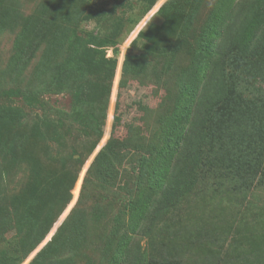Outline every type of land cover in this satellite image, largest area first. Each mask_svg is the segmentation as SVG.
<instances>
[{"label": "rangeland", "instance_id": "obj_1", "mask_svg": "<svg viewBox=\"0 0 264 264\" xmlns=\"http://www.w3.org/2000/svg\"><path fill=\"white\" fill-rule=\"evenodd\" d=\"M253 2L264 7V0H0V264H264V175L228 164L215 145L202 168L192 165L196 135L180 141L173 121L196 111L204 92H217L212 101L227 90L235 99L264 98V84L231 70L222 92L223 81L211 76L228 69L223 52L203 44L226 17L239 16L240 29ZM259 34L264 40V29ZM222 38L210 42L223 50ZM101 41L116 61L110 99L87 100L80 111L74 93L104 78L84 64ZM82 65L94 74L84 79ZM251 114L264 121V107ZM71 116L62 129L53 124ZM92 116L102 132L95 148L97 132L86 129L87 138L79 130ZM246 151L254 163L263 158L260 144ZM74 166L70 202L30 252V231L45 204L69 189ZM170 180L174 190L163 199ZM148 195L134 218L127 202ZM75 228L78 244L67 242Z\"/></svg>", "mask_w": 264, "mask_h": 264}, {"label": "trees", "instance_id": "obj_2", "mask_svg": "<svg viewBox=\"0 0 264 264\" xmlns=\"http://www.w3.org/2000/svg\"><path fill=\"white\" fill-rule=\"evenodd\" d=\"M261 3L262 2L256 4V2H253L251 3L252 5L247 7L246 12L244 10L242 11V26L240 29H238L236 26V22L239 17L236 16L235 19L233 17H226L227 21L224 24L220 25L223 26V28H216L217 25H215V23L213 26L216 27H212L211 29L209 28L206 32V35L204 37L205 39L203 41L205 49H207V52L211 54L223 52L221 53V55H223L221 57L225 65L228 67V69L224 71L222 75L215 72L211 76L215 77L214 79H212L217 81L215 84H219L220 81H223L224 86L222 92L227 89V86H230V83H232V81L229 79L230 75L228 74V70H231L235 74L241 73L250 76L256 82H261L262 84H264V40L260 41L261 37L259 34L261 32V29H264V7ZM249 8H251L250 11ZM245 23L248 24L245 26ZM234 29L237 31L236 33H234ZM215 34L218 36L221 35L223 37L222 40H228L223 44V46L226 47L225 49L223 48L222 50L219 44L212 41L210 42L211 38L215 36ZM231 34H233V36H231ZM254 39L256 41H259L257 42L258 44H255L256 41ZM103 43L104 42L101 41L99 46L95 43H91L94 48L91 49V57L89 58V60L86 59V63L84 64H87L89 68L97 66L98 72L101 73L104 78H101L99 80L100 83H94L92 87L90 84H84L85 86L78 88V90L74 93L73 97L75 98L77 102V108L80 111L87 106V100H96V97H98V101H104V103L107 105L108 100L110 99L112 78L116 71V61L112 58L106 57V45H103ZM259 45L261 46V51H263V53L261 51H258L259 53L249 52V50L251 49L260 50L257 47ZM219 48L221 51H219ZM69 65H67L68 68H70ZM204 65L205 61L202 60V58L200 59L199 63L197 61L195 62L197 76L201 79L202 77H204ZM78 70L79 75L84 79L86 78V76H91L92 74H94V72H89L88 70L85 71L84 65L79 67ZM120 89H122V85L120 86ZM214 93L217 94L216 91L213 92L211 96L210 93L208 96L205 92L202 93L203 98H201L195 104L194 109L196 111L191 110L189 112H186V114L180 113L176 117V119L173 120L175 123L176 134L178 135L180 141L185 140L184 138H187L189 135H191V137L196 135L197 141L193 142L194 147L192 145V154L194 155L193 161L191 160L192 165H194V163L196 162L198 166L202 168L204 166L203 164H205L203 159H207L206 155L208 154V147L215 145L216 148L221 151L222 156H227L226 162L228 164L232 163L233 166H242L245 169L252 168L254 174L253 178L256 176L260 177L264 175V154L263 158L258 163H254L255 160L250 157V154H248V152L246 151V147L250 149L251 146L254 147L256 144H260L262 150L264 151V145L261 144V142H263L262 138H264V121L256 118V114H251L252 109H256L258 106L264 107V98L261 99L262 96L259 95L260 97L258 98V100H248L246 97H238L237 99H235V97H233V94L229 90H227L219 99L216 98V100L212 101L210 98L214 95ZM120 96L121 93L119 92L118 97L120 98ZM194 97L195 94H191L190 96L188 95V98L191 100H193ZM106 105L102 108L101 111L104 119L106 117ZM201 109L207 110L203 114L199 115V113H201ZM91 118L92 122L90 124L80 122L81 129L79 130L85 133L87 138H89L88 130L91 132L92 129H94V131L97 132V135H99V137L95 141H93L95 148L101 140L100 138L102 137V132L100 131L98 126H96L95 124L92 125V123H94L95 121L93 119V116ZM74 119H76V116H71V118L66 119V121L63 120L62 122L60 120H56V123L54 122L53 124L56 128L62 129L66 126V122L68 120L72 121ZM121 120L122 119H120L119 116H116L114 118L115 122L113 125V132L111 137H113L116 127L118 126L119 122H121ZM112 146L113 143L110 141L104 148L107 149L111 148ZM247 155L248 157H246ZM78 162L81 163L82 167V162L84 161ZM179 165L180 164H176V171H178L177 169L180 167ZM68 176L69 189L65 190V193L57 197V199L53 198L45 204L44 216L42 217L41 222L38 224V226H36L35 228L33 227V229L30 231V252L35 250V248H37V246H39L44 240L48 230L51 228V217H53L52 221H55L56 218H58L61 214L63 208L70 202L71 190L75 183V180L78 177L75 166L70 169ZM163 189L165 191L163 199H170L169 193L174 190L173 180H170ZM175 195L176 190L174 196ZM181 197L182 194H178V196L175 197V200H179ZM151 198V195H148L147 200L139 196L131 198L127 202L125 209H129V212L135 218L138 213H140L142 210H145L144 206H147L148 200H151ZM81 222L83 224V228L85 226L87 227L85 219H82ZM66 224L67 222L64 223L63 226H65ZM62 228L59 229L60 234ZM75 230V236L67 240V242L72 241L73 243L78 244L75 241L77 228H75ZM55 236H57V234L53 236L51 242L56 239ZM159 237H161V235H159ZM49 244L50 243L48 242L45 248L49 246ZM22 255L24 258H26L28 254L22 252ZM17 256L19 257V255ZM12 261L15 264L14 258H12ZM215 263H219V261L214 260L213 264ZM155 264L170 263L169 261L167 262L158 260L155 262Z\"/></svg>", "mask_w": 264, "mask_h": 264}]
</instances>
